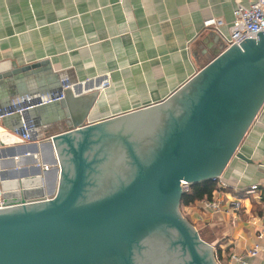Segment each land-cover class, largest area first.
Wrapping results in <instances>:
<instances>
[{
  "label": "water",
  "instance_id": "1",
  "mask_svg": "<svg viewBox=\"0 0 264 264\" xmlns=\"http://www.w3.org/2000/svg\"><path fill=\"white\" fill-rule=\"evenodd\" d=\"M239 44L242 49L234 42L166 100L93 123L86 122V116L96 92H82L80 83L78 89L68 86L62 89L60 101L25 112L38 128L66 121L67 129L39 142L24 143L14 135L20 127L19 115L2 117L0 126L6 132H0V146L13 151L8 157L12 169L0 173V264H85L84 260L120 258L118 253L125 249L116 245H130L134 236L151 227L165 235L171 264H218L212 245L181 215L179 205L182 184L217 178L233 155L248 161L236 150L264 100V31L257 32L256 40L245 38ZM43 64L0 73V82ZM7 102L0 104V115ZM179 111L182 123L169 128L154 168L117 173L116 178L131 183L103 197L111 203L116 200L114 206L100 213L90 203L76 204L77 193L66 199L64 153L73 151L80 179L83 166L93 163L77 155L75 143L84 148L124 127L143 132L145 122ZM40 144L49 148L48 159L39 158ZM25 157L30 164L17 166L18 158ZM47 174H51L50 186ZM176 246L183 258L174 256Z\"/></svg>",
  "mask_w": 264,
  "mask_h": 264
},
{
  "label": "crops",
  "instance_id": "2",
  "mask_svg": "<svg viewBox=\"0 0 264 264\" xmlns=\"http://www.w3.org/2000/svg\"><path fill=\"white\" fill-rule=\"evenodd\" d=\"M234 6L233 0H0V73L44 63L3 79L0 104L57 93L65 80L96 92L88 123L162 102L227 49L204 22L221 18L228 34ZM58 123L39 128L41 137L58 133L48 132ZM237 151L248 161L233 155L221 172L228 186L214 196L222 211H202L196 201L187 206L190 222L218 264H264L263 254L248 255L264 224V100ZM253 184L258 188L246 193ZM235 203L238 212L231 210Z\"/></svg>",
  "mask_w": 264,
  "mask_h": 264
},
{
  "label": "flooded vegetation",
  "instance_id": "3",
  "mask_svg": "<svg viewBox=\"0 0 264 264\" xmlns=\"http://www.w3.org/2000/svg\"><path fill=\"white\" fill-rule=\"evenodd\" d=\"M182 109L180 108V110ZM58 122L59 125L64 126L61 131L67 129L65 120ZM181 123L179 111L176 115L145 122L141 126L146 130L143 132L136 131L137 127H124L115 133L96 138V141L84 146V148H80L75 143L74 148L77 155L81 154L85 160H92L93 163L89 167L83 166L84 177L80 179L78 176L81 168L73 163V151L64 153L66 171L64 192L68 193L66 199L70 201L77 193L76 204L79 203V206L84 207L90 203L88 206H95L92 208L100 213L107 208L106 206H114L116 200L111 203L110 200L103 197L118 187L131 183L128 179L116 178L117 173L122 175L121 172L123 171V174L129 175L130 171L154 168L165 144L167 132L170 131L169 128L179 127ZM99 172L100 178H97L96 175ZM78 185L79 188L77 189L76 186ZM164 237L165 235L158 231V227L147 228L141 234L134 236V242L130 245H116L124 246L125 252L118 253L122 257L84 260L83 262L85 264H95L96 262L98 264H171L173 261H169L166 257L167 250L165 248L167 244L164 242ZM98 248L100 250V246ZM174 249L176 252L174 256L183 258L179 252L180 247L176 246ZM95 256H100V252Z\"/></svg>",
  "mask_w": 264,
  "mask_h": 264
},
{
  "label": "built area",
  "instance_id": "4",
  "mask_svg": "<svg viewBox=\"0 0 264 264\" xmlns=\"http://www.w3.org/2000/svg\"><path fill=\"white\" fill-rule=\"evenodd\" d=\"M235 3L233 9V19L228 25V34H224L221 30V26L223 25V20L221 18H210L205 20L204 26L206 28H210L216 33H218L225 43L227 44V48H229L234 42L242 49L239 44L245 38H255L257 39V32L264 31V0H233ZM70 86L64 81L62 82L61 90L54 94L44 95L39 98H30L28 96H15L13 97L8 105L7 110L0 115V119L4 116H11L13 114L19 115L20 118V127L18 132H15L14 135L17 136L18 139L23 141L24 143L31 142H39L42 141L43 138L39 132V128L35 126L34 122L25 117L24 114L26 111L35 108L37 106L58 102L63 97L64 94L62 89ZM2 168L0 167V173ZM216 180V189L213 191L210 199H203L198 201L199 208L203 211H210L212 213H219L222 211V199L219 195L214 196V194L222 189H225L228 184L222 179V176L219 175ZM1 182V180H0ZM188 184H182V189L187 190ZM257 184L250 185L249 190H246V193L252 192L257 189ZM264 192V187L262 188ZM2 191L0 188V207L2 206ZM231 210L233 212H238L239 204L235 203L232 205ZM259 238L261 241H257L253 243L252 247L248 251L249 256H257L258 254H263L264 256V224L262 225L259 231ZM233 260H240L239 257L235 255H231ZM241 264H247L246 262H241Z\"/></svg>",
  "mask_w": 264,
  "mask_h": 264
},
{
  "label": "trees",
  "instance_id": "5",
  "mask_svg": "<svg viewBox=\"0 0 264 264\" xmlns=\"http://www.w3.org/2000/svg\"><path fill=\"white\" fill-rule=\"evenodd\" d=\"M216 187L215 179L188 184V189L182 192L180 207L191 205L203 199H210Z\"/></svg>",
  "mask_w": 264,
  "mask_h": 264
},
{
  "label": "bare ground",
  "instance_id": "6",
  "mask_svg": "<svg viewBox=\"0 0 264 264\" xmlns=\"http://www.w3.org/2000/svg\"><path fill=\"white\" fill-rule=\"evenodd\" d=\"M12 151H13L12 147L0 148V166L2 167V169H4L5 166L10 165V161H9L8 157L10 156ZM38 156H39V158L41 157L43 160L48 159L50 157L49 148L46 145L40 144ZM25 159H26V157L25 158H18L16 165L21 167V164H25L24 162L27 161ZM45 178H46V180H45L46 183L50 186L51 174H47Z\"/></svg>",
  "mask_w": 264,
  "mask_h": 264
},
{
  "label": "rangeland",
  "instance_id": "7",
  "mask_svg": "<svg viewBox=\"0 0 264 264\" xmlns=\"http://www.w3.org/2000/svg\"><path fill=\"white\" fill-rule=\"evenodd\" d=\"M62 129H64V126L63 125H59V124H57V125H52L50 128H49V130H48V132H59V131H61ZM25 160H27V161H25L24 163L25 164H21V166H24V165H28V163H30V161H29V159H25ZM2 170H4V169H2ZM187 187H188V185H187ZM188 206H190V205H188ZM179 210H180V213H181V215L184 217V218H186L188 221H191L192 220V214H191V211H190V209H188L187 208V206H181V207H179ZM189 210V211H188ZM191 223V222H190ZM195 228H196V230L198 229L199 230V227H198V224H193V223H191ZM197 230V231H198ZM202 234V232L201 231H199L198 232V234ZM215 258V260L217 261V259H216V257H214Z\"/></svg>",
  "mask_w": 264,
  "mask_h": 264
}]
</instances>
